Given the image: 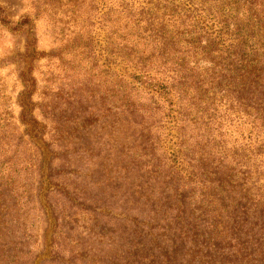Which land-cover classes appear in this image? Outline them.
I'll list each match as a JSON object with an SVG mask.
<instances>
[{
	"label": "trees",
	"instance_id": "16d2710c",
	"mask_svg": "<svg viewBox=\"0 0 264 264\" xmlns=\"http://www.w3.org/2000/svg\"><path fill=\"white\" fill-rule=\"evenodd\" d=\"M90 1L102 36L85 34L90 71L75 88L83 93L62 96L87 103L112 137L104 130L103 144L69 158L84 166L70 171L69 192L53 184L60 151L53 127L32 117L30 94L20 99L26 134L0 114V264H264V0ZM41 100L39 115L52 123L62 99ZM242 124L248 130L229 147L228 130ZM190 126L196 139L184 138ZM103 169L122 188L113 256V242L103 252L75 226L76 216L93 223L101 214L103 194L84 197L82 186ZM41 198L53 199L47 256L37 242ZM65 203L68 230L55 218Z\"/></svg>",
	"mask_w": 264,
	"mask_h": 264
},
{
	"label": "rangeland",
	"instance_id": "374dc122",
	"mask_svg": "<svg viewBox=\"0 0 264 264\" xmlns=\"http://www.w3.org/2000/svg\"><path fill=\"white\" fill-rule=\"evenodd\" d=\"M98 1L96 0V3ZM100 24H103L100 9L98 6L94 9L90 0H0V114L15 124L21 134L23 131L26 134L29 127L19 122L20 99L24 92L30 94L32 105L29 107L32 117L45 126V132L53 127V144L59 149L60 155L63 150L65 152L63 158L53 149V162L50 167L53 184H65L64 188L69 192H72L70 171L81 166L80 170L84 172L82 162L72 163L69 158L85 156L82 151L86 145H93L92 142L103 144L104 130L108 139L112 137L108 124H103L99 117L97 119L91 115L87 103L80 101L81 104L68 106L67 103L72 100L66 102L62 96L63 93H66L67 97L83 93V90L76 91L75 88H81L78 82H83L90 71L88 59L84 54L87 48L85 34L93 32L102 36ZM54 92H58V98L62 101L59 102L60 107L53 109V122L50 123L39 115L37 105L43 102L42 96ZM74 100H82V97ZM92 118L97 120L90 123ZM209 127L212 126L209 124ZM201 128L199 126V129ZM184 129V138L191 136L196 139L192 126ZM245 129L248 130L247 124H242L235 131H232L233 128L228 130L230 136L224 138L227 145L230 147L231 142L238 139L239 131L243 134ZM166 133L165 127L163 137ZM43 138H47V135ZM69 150L74 151L68 153ZM97 151L104 155V152L98 149H93V154ZM91 161L92 164L96 163L95 159ZM111 161L113 159L107 157L106 162ZM89 171L91 172V168ZM95 173L96 175L92 174L90 178L92 182L87 181L90 183L82 186V196H94L95 192H101L103 195L97 197L103 200L96 201L94 205L102 207L96 210L101 214L95 217L93 223H88L86 214L76 216L75 226L77 233L82 228L86 233L90 231L99 238V247L103 248V252V246L109 243L108 239L113 242L108 253L113 256L116 253L117 237L120 235L117 214L120 196L118 191L122 188L119 189L118 183L112 177L110 182L104 180V169L101 172L95 170ZM39 201L42 208L37 231V242L40 246L38 250L44 246L43 256H47V244L53 230V199L51 203L46 204L43 198ZM67 208L66 203L62 206L56 205L57 228L59 225H62L63 230L72 228L71 220L68 219L71 210L68 211ZM42 209L46 213V219ZM68 235L70 236V233ZM65 248L68 249L69 246L66 245ZM114 263L116 264V261Z\"/></svg>",
	"mask_w": 264,
	"mask_h": 264
}]
</instances>
